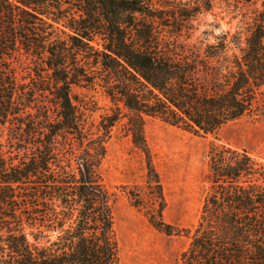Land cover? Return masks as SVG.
<instances>
[{
	"label": "trees",
	"instance_id": "1",
	"mask_svg": "<svg viewBox=\"0 0 264 264\" xmlns=\"http://www.w3.org/2000/svg\"><path fill=\"white\" fill-rule=\"evenodd\" d=\"M75 87L110 101L97 124ZM245 116H264V0H0V264H120L102 173L119 126L146 158L152 203L123 187L131 205L190 239L178 264H264V160L212 143L198 222L176 226L146 136Z\"/></svg>",
	"mask_w": 264,
	"mask_h": 264
},
{
	"label": "rangeland",
	"instance_id": "2",
	"mask_svg": "<svg viewBox=\"0 0 264 264\" xmlns=\"http://www.w3.org/2000/svg\"><path fill=\"white\" fill-rule=\"evenodd\" d=\"M204 18L214 20L210 14ZM237 24L238 21L233 22L231 28L228 20L222 21L223 29L231 28L232 32L237 30ZM74 94L87 103L91 123L97 124L110 109L111 103L101 91L75 87ZM146 136L164 186V219L176 226L194 227L198 222L208 190V153L212 143L231 144L264 160V116L258 120L245 116L223 127L217 135L208 136H197L149 119ZM102 173L107 188L114 195L120 264H178L190 239L168 236L156 229L143 212L131 205L125 193L123 187H137L146 196L147 204L152 203L146 195L149 188L145 155L120 126L114 129ZM132 234L137 236L135 245Z\"/></svg>",
	"mask_w": 264,
	"mask_h": 264
},
{
	"label": "bare ground",
	"instance_id": "3",
	"mask_svg": "<svg viewBox=\"0 0 264 264\" xmlns=\"http://www.w3.org/2000/svg\"><path fill=\"white\" fill-rule=\"evenodd\" d=\"M133 232H134V230H133ZM136 237H137V236H134V235L132 234V238H134V239H132V240H134V245H135V242H136V240H137Z\"/></svg>",
	"mask_w": 264,
	"mask_h": 264
}]
</instances>
